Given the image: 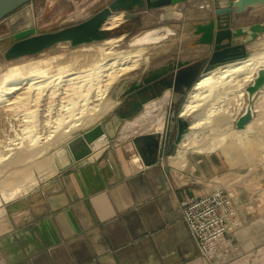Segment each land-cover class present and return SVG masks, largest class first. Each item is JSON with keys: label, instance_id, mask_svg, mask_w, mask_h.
<instances>
[{"label": "crops", "instance_id": "0c3cea01", "mask_svg": "<svg viewBox=\"0 0 264 264\" xmlns=\"http://www.w3.org/2000/svg\"><path fill=\"white\" fill-rule=\"evenodd\" d=\"M201 2L209 7L213 1L185 0L171 7L184 4L185 12L186 7L199 8ZM263 11L264 0H249L234 12L230 26L261 21ZM139 12L144 27L157 19V8L147 15ZM207 15L206 7L202 16L184 15L179 28L189 34L184 49L192 48L191 55L171 56L197 63L190 64L193 81L202 73L208 51L207 45L196 44L192 28ZM130 118L122 121L114 138L104 134L98 146L91 143V153L78 161L67 163L68 148L61 146L54 157L58 162L66 159L60 168L0 203V264H257L264 248V195L257 194L263 185L256 169L229 166L224 154L214 150L186 151L185 163L173 165L169 157L177 153L172 147L178 144L172 142L173 133L169 142L165 140L166 119L153 122L163 127L149 132L142 131V122L129 126L134 120ZM147 133L157 140L152 163H145L132 141ZM133 155L139 159L133 160ZM217 186L233 193L236 228L224 235L215 256L206 259L182 218L179 201Z\"/></svg>", "mask_w": 264, "mask_h": 264}, {"label": "bare ground", "instance_id": "6f19581e", "mask_svg": "<svg viewBox=\"0 0 264 264\" xmlns=\"http://www.w3.org/2000/svg\"><path fill=\"white\" fill-rule=\"evenodd\" d=\"M205 7L202 2L196 9L186 7L184 15H201ZM122 16L124 18L123 10L111 12L102 27L113 29L124 20ZM142 32L129 39H124L122 33L109 35L80 48L75 47L68 53L53 52L50 56L0 66V183L11 185L15 180H25L34 185L39 177L32 168L38 172L47 168L45 175L53 172L66 159L58 162L54 159L55 151L45 155L48 150L62 142L67 143L76 129L110 109L115 103L110 94L120 79L143 69L151 58L170 51L176 40L181 42L185 38L182 32L150 47L143 42L148 36H141ZM68 43L69 40L64 39L53 45ZM41 52L43 49L39 50ZM259 65H264L262 47L252 50L243 59L201 73L193 82L180 106V115L190 116V120L178 141L177 153L169 157L172 164L182 166L190 147H194L192 151L203 152L228 146L235 152L245 145L259 126L264 127V114H260L264 107V88L253 104L256 115L243 128L232 127L245 104L244 86ZM190 77V71H181L177 81L187 82ZM169 95L170 88H165L160 96L144 102L141 111L130 118L134 120L129 126L142 122V131H158L159 123L153 122H160ZM222 119H226L223 124L220 123ZM100 143L99 137L92 142L97 146ZM53 159L55 163H52ZM138 159V155H133V160ZM2 189L0 203L2 198L8 200L21 187Z\"/></svg>", "mask_w": 264, "mask_h": 264}, {"label": "water", "instance_id": "95a60500", "mask_svg": "<svg viewBox=\"0 0 264 264\" xmlns=\"http://www.w3.org/2000/svg\"><path fill=\"white\" fill-rule=\"evenodd\" d=\"M32 1L0 0V27L3 26L0 29V42L4 40L8 42L4 50L6 58L34 53L64 39H68L71 44H77L109 36L113 29H104L102 23L113 11L123 10L125 20H135L139 23L141 22L139 11H144L146 14L148 10L157 8L159 20H180L184 17L181 11L184 4L180 3L182 5L177 9L172 8L171 4L185 0H110L106 5L83 19L76 20L64 27L46 31H37L38 23L35 19ZM212 1V6L206 5L208 19L205 22L195 23L192 28L193 33L197 35L196 44L207 45L208 57L202 73L228 62L245 58L249 55L250 47L253 46L255 40L264 34V20L238 27L230 26L234 12H240L249 0ZM141 34V36H148L143 42L149 44L158 42L174 32L167 25H158L143 30ZM188 63L189 59L170 57L158 66L146 68L145 75L140 76L134 71L119 81L115 94L119 95L118 100L124 99L128 102L129 107L123 111L117 109L108 118L102 119L90 128L71 137L66 143L68 148L67 163L78 161L89 155L92 150L91 143L101 135L107 134L108 138H114L122 121L139 111L144 102L157 97L159 88L163 91L165 88L174 89L181 83H190L195 70L185 68L184 66ZM181 71L191 72V77L187 82L177 81V76ZM262 88H264V65H259L250 82L244 86L245 104L233 120L236 128H243L253 118L255 114L253 104ZM146 91L151 95V98H148L150 95H147ZM179 110L177 111L174 106L170 107L165 121V140L169 142L173 133L172 142L174 144L180 140L189 123V120L180 115ZM132 141L141 152L145 163H152L156 160L154 153L157 143L153 134L137 135ZM139 142L143 144L141 145ZM147 146V155H144L143 151H146ZM57 167L60 168L61 165Z\"/></svg>", "mask_w": 264, "mask_h": 264}, {"label": "rangeland", "instance_id": "374dc122", "mask_svg": "<svg viewBox=\"0 0 264 264\" xmlns=\"http://www.w3.org/2000/svg\"><path fill=\"white\" fill-rule=\"evenodd\" d=\"M109 1L110 0H33L32 1V7H33L34 14H35V19L38 23L37 31L53 30V29H57V28L69 25L70 23H72L76 20L83 19V18L89 16L90 14H92L93 12H95L96 10L101 8L102 6L106 5ZM184 11H186V10H184ZM182 13L184 16V12H182ZM198 16H202V14L198 15ZM261 17L263 18L262 20H264V11H263ZM122 18H123V16H122ZM123 19L124 20L122 22H120L118 24V26L116 25L113 28V30L109 33V35L114 36L115 34L124 32V34H122L124 36L123 38L129 39L131 36L141 32L145 29L151 28L153 26H158V25H167L171 29H173L174 34L167 35L164 39H166L167 37L169 38V36H178L179 34L181 35L182 32H183V34H185L184 35L185 38L181 42L176 40L173 43L172 48H170V51H167L163 55L151 58L148 62L149 64L147 63L146 67H143V69H141V68L137 69L136 73H139V74L143 73V75H145L146 70H147L146 68H148L152 64H159V63L163 62L164 60L169 59L171 56L190 57L189 56V55H191L190 50H192V48H189L187 46V48L184 49L186 47L185 39L189 34H188V32L183 31L181 28H179V26L181 24L180 21L182 20V18L180 20L162 21V20L158 19V15H157V19L154 20V22L152 23L153 25L152 26L148 25L146 27H144L145 26L144 22L137 23L136 21H134L131 23L128 20H125V18H123ZM2 27H0V29H2ZM127 27H129V28H127ZM164 39H161L158 42L149 43L146 46H150V47L151 46H157V45L163 43ZM96 40H100V38H94V39H91L89 41H83V42L77 43L76 45L71 44V43H68L67 45H61V44L60 45H53V44H51L50 46L43 48V52H41V53H39V50H38L37 52H34V53L23 54V55L11 57V58H6L4 55V50L8 45V42L6 40H4L3 42H0V66H3L4 63L17 62V61H20L22 59H27V58H38V57H42V56H50V54L52 55L53 52H61V53H66L67 51L71 52L73 49H75V47L80 48L81 45L84 46V44L86 45V43H89L91 41L94 42ZM252 45L253 46L250 47V52L252 50H256L258 48L261 49V47L264 48V34H262L259 38H257ZM191 63H193L195 65L197 64V63L192 62L190 59L189 63L187 65H185L184 67L190 68ZM126 77H128V76H126ZM126 77H123L122 79H124ZM122 79H120L119 81H121ZM119 81L115 84V86H114V88L110 94L111 97L116 100V103H117V101L120 103V100H118L120 98L119 95L116 96V94H115V89H116V86L119 83ZM193 82L194 81L192 80L188 84L187 83L186 84L181 83L178 86H175L174 89L170 88L169 99L171 100L170 97H172V95H174L173 94L174 92H176V95H177V104L175 107L177 111L179 110L180 106L182 105L183 101L185 100L187 93L190 90ZM163 88H165V87H163ZM163 92H164V89L162 91V89L159 88L157 95L160 96L161 93H163ZM145 93L147 95H150L147 91ZM148 98H151V95ZM170 100H168L164 104V113H163V116L161 117L163 122H164L165 118L167 117L166 114L169 110ZM116 103H114V105L110 109H108L105 113L100 115L98 118H96L91 123L76 129L72 133V136L75 135V133L78 132L79 130H81L82 128L90 126L91 124H93L94 122H96L99 119H106V118H108V116L111 115L112 112L114 113L115 110H117V109L119 110L121 104L118 103V105L116 106ZM111 109H113V111H109ZM139 111L135 112L133 115H135ZM263 111H264V107H263ZM263 111H260L261 115H262V113L264 114ZM255 115H256V111H255ZM130 117L131 116H129L128 118H130ZM263 117H264V115H263ZM184 118H186L187 120H190V116H187ZM225 120L226 119H222L220 121V123L223 124ZM162 127H163V125H161L160 128H162ZM232 127L236 128L233 122H232ZM259 128H260L261 132H260ZM259 128H257V131L253 136H251L247 139V141L245 142V145L238 148V150H236L235 152H234L235 149L230 150V147H228V146L216 148L214 151L222 152L224 154V156L226 158V162L229 166H238V165L253 166L258 173V178L261 181V184L263 185L262 190L260 192L258 191L257 194L260 193V194L264 195V138H262V137H264L263 136L264 135V132H263L264 127L262 128L259 126ZM155 141L157 143L156 138H155ZM256 141H258V142H256ZM65 144H66V142H62L61 144H59L57 146L51 147L45 155H47L48 153H50L52 151H55V154H56L57 153L56 151H58L61 146L63 148L62 150H64ZM177 144H178V142H177ZM251 144H252V146H251ZM177 147H178V145L176 147L173 146L172 150L177 149ZM193 149H194V147H190L187 149V151H192ZM233 152H234V154H233ZM45 155L38 158V160L43 158ZM52 163H55L54 159L52 160ZM173 165H175V164H173ZM46 170H47V168L45 169V171L42 170L41 172H38V170L36 168H32V171L35 173L36 177L45 176V174H43V173H45ZM18 179H20V178L18 177ZM4 181H6V180H4ZM15 186L21 187V190L18 191L16 194H14L11 197H15L16 195H19V194L27 191L29 188H31L33 186V183H29V181H25V180L24 181L15 180L11 185H8V184H2V182H1L0 183V191L3 190L2 187L13 190V188L15 189ZM217 187H223V186H217ZM228 192L230 193L231 197L233 198L232 191L228 190ZM260 194H258V195H260ZM0 195H1V192H0ZM11 197H9V198H11ZM6 200L4 198H2V202L6 201ZM262 210L264 211V207ZM263 240H264V236H263ZM216 253H217V251L215 252V254ZM215 254H212L210 257H204V256L203 257L206 259H210V258L212 259V257L215 256ZM256 263L257 264H264V248L257 255V262Z\"/></svg>", "mask_w": 264, "mask_h": 264}, {"label": "built area", "instance_id": "2783aa9c", "mask_svg": "<svg viewBox=\"0 0 264 264\" xmlns=\"http://www.w3.org/2000/svg\"><path fill=\"white\" fill-rule=\"evenodd\" d=\"M179 206L201 256L215 254L224 235L236 228V209L224 187L185 197L179 201Z\"/></svg>", "mask_w": 264, "mask_h": 264}, {"label": "flooded vegetation", "instance_id": "af4514ba", "mask_svg": "<svg viewBox=\"0 0 264 264\" xmlns=\"http://www.w3.org/2000/svg\"><path fill=\"white\" fill-rule=\"evenodd\" d=\"M127 28H129V27H127ZM174 93H175V94H174ZM174 93H173L174 96L172 95V97H171L170 104H169V108H170V107H173V106L176 107V104H177V95H176V92H174ZM119 104H121V105H120V108H119L121 111L126 110V109L129 107V103L126 102L124 99L121 100ZM115 111H117V110H115ZM115 111H114V112H115ZM112 113H113V112H112ZM112 113H111V114H112ZM166 116H167V114H166ZM166 118H167V117H166ZM166 118H165V119H166Z\"/></svg>", "mask_w": 264, "mask_h": 264}]
</instances>
